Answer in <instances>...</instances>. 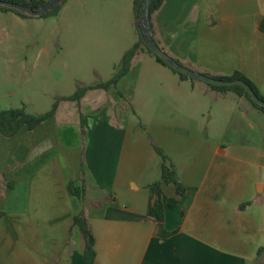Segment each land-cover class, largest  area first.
Wrapping results in <instances>:
<instances>
[{"label":"crops","instance_id":"0c3cea01","mask_svg":"<svg viewBox=\"0 0 264 264\" xmlns=\"http://www.w3.org/2000/svg\"><path fill=\"white\" fill-rule=\"evenodd\" d=\"M263 17L264 0H165L151 32L181 65L213 78L240 73L264 97ZM148 58L141 47L126 76L136 78L138 59ZM154 63L167 94L150 123L131 124L106 107L85 118L65 108L56 123L54 116L33 131L0 135V264H86L77 216L95 237L94 264H264V140L216 138L233 119L256 130L264 113ZM126 76L91 91H102L98 100ZM154 145L177 170L183 197L172 184L158 194L163 160ZM159 198L178 199L162 223L153 210Z\"/></svg>","mask_w":264,"mask_h":264},{"label":"rangeland","instance_id":"374dc122","mask_svg":"<svg viewBox=\"0 0 264 264\" xmlns=\"http://www.w3.org/2000/svg\"><path fill=\"white\" fill-rule=\"evenodd\" d=\"M86 1L85 5L82 0H67L58 16L47 19H22L0 12V109L43 115L58 104V113L76 108L85 118L92 109L106 107L113 116L131 124L152 122L158 101L167 94L159 72L152 68L153 57L142 62L138 59L140 72L133 73L136 78L126 76L119 90L109 95L97 100V92L102 91H88L89 103L85 105L79 104L81 100L63 99L81 87L108 82L139 37L137 22L144 11L137 16L135 0ZM142 48L145 50V45ZM133 93L134 105L128 98ZM61 119L63 115L55 116V123ZM231 122H235L232 127L224 128L228 131L216 132L217 139L228 143L250 137L263 143L262 122L254 120V131L244 121ZM156 148L166 154L160 145H154L159 156Z\"/></svg>","mask_w":264,"mask_h":264},{"label":"trees","instance_id":"16d2710c","mask_svg":"<svg viewBox=\"0 0 264 264\" xmlns=\"http://www.w3.org/2000/svg\"><path fill=\"white\" fill-rule=\"evenodd\" d=\"M7 3L17 4L24 7H27L33 11H39L42 8H44L50 1L52 0H2ZM67 0H65L62 4L54 7L51 11L47 12L46 14L37 17V18H50V17H56L59 15L63 5L66 3ZM165 0H152L151 4V18L152 15L160 10V8L163 6ZM146 0H135L134 2V10L139 16L145 9ZM0 12L2 13H13L19 18L22 19H30V18H36L34 16H31L25 12L19 11L17 9L4 7L0 5ZM260 30L262 33H264V17L260 23ZM139 33V32H138ZM142 45H145L142 38L139 34V42L134 45V47L125 53L121 64L115 68V73L113 77L106 83L97 84L90 87H81L79 88L76 93L70 97L63 98L66 101L71 102H77L80 101L88 91L91 90H97V89H103L108 90L110 87H117L120 83L121 79L124 78L129 72L132 67V62L138 53V51L141 49ZM145 50L153 57L155 60L163 65L164 67L170 69L174 74L178 75L181 80H196L192 77H189L185 74L179 73L175 70H173L164 60L153 54L148 47L145 45ZM219 80H225V81H233V80H243L246 83H248L252 89L255 91V93L258 95V97L264 101V97L258 92L255 85L249 81L247 78H245L240 73L234 74L232 77H224V78H216ZM211 88L219 91V92H234L238 96L243 97L247 99V101L257 110L264 113V107L259 106L256 104L251 96L248 94V92L240 87V86H233V87H223V86H214L210 85ZM58 104H55L52 110L49 112L43 114V115H33L28 114L24 109H10V110H2L0 109V135H2L5 138H13L15 137L20 131L23 129H27L29 131H33L34 129L38 128L42 124H44L49 119L53 118L56 114ZM157 152L162 157V176L161 180L155 184V188L158 192V194L161 196V186L163 184L169 185L172 184L175 186L176 189V195L178 198L183 197L186 194V189L182 185L180 178L178 176L177 170L175 167L171 164L169 161V158L163 153L161 149H157ZM69 191L71 194L83 197L84 193L82 189H79L78 187H75V184H71L69 186ZM178 205V199L171 198L167 200V204H163V201L161 198L156 199L153 202V210L157 216V218L162 222H164V215H165V209L166 207L169 208H175ZM75 226L79 227L83 238L85 240V262L86 264H94L96 252H95V237L93 235V232L89 226V223L87 219L83 216H77L75 218L74 222Z\"/></svg>","mask_w":264,"mask_h":264},{"label":"water","instance_id":"95a60500","mask_svg":"<svg viewBox=\"0 0 264 264\" xmlns=\"http://www.w3.org/2000/svg\"><path fill=\"white\" fill-rule=\"evenodd\" d=\"M65 0H52L50 1L44 8H42L39 11H33L27 7L7 3L2 0H0V5L4 7H9L13 9H17L19 11L25 12L31 16L34 17H40L47 12L51 11L54 7L62 4ZM151 4L152 0H146L144 14L137 22V28L140 34V37L142 38L145 45L148 47V49L164 60L173 70L185 74L189 77H192L196 80H200L202 82H205L210 85L214 86H223V87H233V86H240L244 88L248 94L251 96L252 100L258 104L261 107H264V101L261 100L258 95L255 93V91L252 89V87L246 83L243 80H233V81H225V80H219L204 74H201L197 71L191 70L183 65H181L177 60H175L173 57H171L169 54H167L165 51H163L159 45L156 43L152 32H151Z\"/></svg>","mask_w":264,"mask_h":264}]
</instances>
